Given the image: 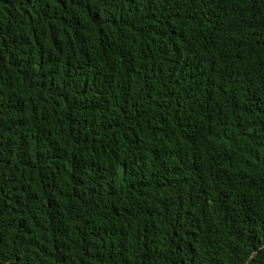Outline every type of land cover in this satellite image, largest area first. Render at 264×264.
Wrapping results in <instances>:
<instances>
[{
	"label": "trees",
	"instance_id": "obj_1",
	"mask_svg": "<svg viewBox=\"0 0 264 264\" xmlns=\"http://www.w3.org/2000/svg\"><path fill=\"white\" fill-rule=\"evenodd\" d=\"M0 264H264V0H0Z\"/></svg>",
	"mask_w": 264,
	"mask_h": 264
}]
</instances>
